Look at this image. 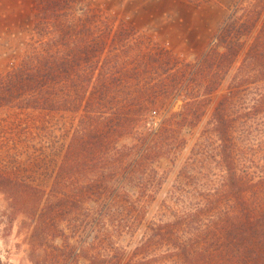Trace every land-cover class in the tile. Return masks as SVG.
<instances>
[{
  "label": "trees",
  "instance_id": "16d2710c",
  "mask_svg": "<svg viewBox=\"0 0 264 264\" xmlns=\"http://www.w3.org/2000/svg\"><path fill=\"white\" fill-rule=\"evenodd\" d=\"M34 4L0 110L74 124L44 200L0 185L32 223V264H264V0H236L191 61L80 0Z\"/></svg>",
  "mask_w": 264,
  "mask_h": 264
},
{
  "label": "rangeland",
  "instance_id": "374dc122",
  "mask_svg": "<svg viewBox=\"0 0 264 264\" xmlns=\"http://www.w3.org/2000/svg\"><path fill=\"white\" fill-rule=\"evenodd\" d=\"M235 1L80 0L79 6L109 15L116 24L121 21L130 23L161 47L191 61L211 44ZM34 3L35 0H0V73L9 70L24 53L35 20ZM224 88L222 86L213 97L209 113ZM73 124L71 119L0 110V185L35 186L42 190L44 200L61 162ZM191 145L192 141L171 163L164 162L162 165L160 173L165 174V183L160 200L175 184ZM156 210L157 207L152 209L151 216ZM169 219L167 214L162 221ZM31 231L32 223L28 217L17 214L7 196L0 192V261L3 264H32L29 256ZM85 235L87 241H91L92 236ZM137 237H140V232ZM134 245H129L130 250Z\"/></svg>",
  "mask_w": 264,
  "mask_h": 264
}]
</instances>
